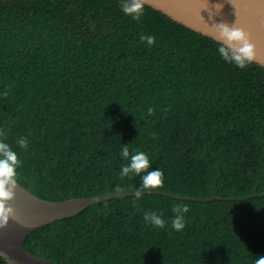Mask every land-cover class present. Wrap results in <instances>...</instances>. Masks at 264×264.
<instances>
[{
    "label": "trees",
    "instance_id": "obj_1",
    "mask_svg": "<svg viewBox=\"0 0 264 264\" xmlns=\"http://www.w3.org/2000/svg\"><path fill=\"white\" fill-rule=\"evenodd\" d=\"M143 9L136 21L121 0H0V141L21 162L15 179L52 201L135 192L140 178L120 177L127 144L164 173L148 191L260 196L107 200L24 247L61 264H254L264 255V66L228 64L220 42ZM178 204L188 208L181 231Z\"/></svg>",
    "mask_w": 264,
    "mask_h": 264
},
{
    "label": "water",
    "instance_id": "obj_2",
    "mask_svg": "<svg viewBox=\"0 0 264 264\" xmlns=\"http://www.w3.org/2000/svg\"><path fill=\"white\" fill-rule=\"evenodd\" d=\"M144 3L161 10L187 27L218 40L217 25L235 22L248 34L255 46L253 61L264 66V0H143ZM14 198L8 201L15 210L6 226L0 228V255L13 257L15 264H61L51 259L37 256L24 247L27 237L39 228L54 221L81 213L91 205L107 200L134 196V192L110 193L97 197H73L62 201L44 199L16 179ZM144 194H161L174 199L197 202L215 200H245L260 195L243 198H192L162 191H145Z\"/></svg>",
    "mask_w": 264,
    "mask_h": 264
},
{
    "label": "clouds",
    "instance_id": "obj_3",
    "mask_svg": "<svg viewBox=\"0 0 264 264\" xmlns=\"http://www.w3.org/2000/svg\"><path fill=\"white\" fill-rule=\"evenodd\" d=\"M143 0H121V11L130 16L133 20L139 21L143 14ZM217 25L218 40L220 44L217 48L219 56L224 62L232 64L239 69H244L256 57L254 44L250 41L247 32L237 25L228 23H219ZM141 41H146L148 45L154 43L152 36L141 35ZM153 109H149L151 114ZM17 143L22 148H27V139L20 138ZM120 156L127 161L122 165L120 177H128L134 174L140 178L141 184L134 194L136 199H140L142 194L148 190L160 188L164 183V173L160 168H153L148 155L143 151H136L130 155L127 144H124L120 151ZM20 160L17 153L13 151L10 145L0 141V228L6 226L8 220L15 215V210L9 206L8 201L14 198L17 187L15 177L17 168L20 166ZM149 169H151L149 171ZM116 191H120L117 187ZM175 214L171 221V226L176 231H181L186 226L184 214L188 208L182 205L173 207ZM147 224L154 227L163 228L164 219L156 212H146L143 217ZM0 264H15L13 257L0 255ZM254 264H264V255H257Z\"/></svg>",
    "mask_w": 264,
    "mask_h": 264
}]
</instances>
